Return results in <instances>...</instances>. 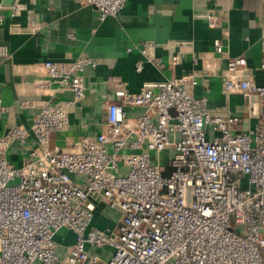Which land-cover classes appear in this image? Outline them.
I'll return each mask as SVG.
<instances>
[{
	"label": "built area",
	"instance_id": "built-area-1",
	"mask_svg": "<svg viewBox=\"0 0 264 264\" xmlns=\"http://www.w3.org/2000/svg\"><path fill=\"white\" fill-rule=\"evenodd\" d=\"M89 1L105 19L127 0ZM35 2L15 0L11 17ZM6 6L0 0L1 21ZM206 19L221 23L216 14ZM156 46L143 41L141 50L161 65ZM214 47L224 51L220 38ZM0 55L11 56L4 45ZM98 63L88 55L45 60L40 87L72 95L22 100L33 112L30 127L0 132V264H264V84L251 78L247 58H230L223 80L258 116L248 129L240 130L238 114L213 112L189 74L148 82L136 93L117 82L122 101L108 104L105 127L54 145L53 134L68 130L71 107L86 94L84 70ZM29 135V160L18 166L10 146ZM103 208L113 226L95 223ZM63 229L72 242L57 238Z\"/></svg>",
	"mask_w": 264,
	"mask_h": 264
},
{
	"label": "crops",
	"instance_id": "crops-1",
	"mask_svg": "<svg viewBox=\"0 0 264 264\" xmlns=\"http://www.w3.org/2000/svg\"><path fill=\"white\" fill-rule=\"evenodd\" d=\"M14 1L3 0L7 6L2 10L5 19L0 20V45L11 54L10 58L0 55L1 133L14 126L30 127L33 112L22 106V100L69 98L70 90L40 87L48 77L44 62L69 63L81 55L99 63L84 70L86 94L71 107L70 127L52 136L59 147L82 135L94 136L105 127L108 104L122 101L114 94L117 82L136 93L148 82L193 74L194 93L206 95L213 112L238 114L240 130L258 121L242 92L225 90L223 74L230 58L245 56L251 78L264 84V0H127L119 14L105 19L99 18L98 6L89 0H36L12 18L8 5ZM208 13L218 15L221 23L209 25ZM217 38L223 42V52L215 50ZM143 41L156 43L161 65L145 58ZM173 54L180 56L176 63ZM129 114L135 118L138 109ZM33 145L32 135L13 140L9 157L21 166L29 160ZM95 223L104 228L113 226L114 220L103 208L96 212Z\"/></svg>",
	"mask_w": 264,
	"mask_h": 264
},
{
	"label": "rangeland",
	"instance_id": "rangeland-1",
	"mask_svg": "<svg viewBox=\"0 0 264 264\" xmlns=\"http://www.w3.org/2000/svg\"><path fill=\"white\" fill-rule=\"evenodd\" d=\"M15 181H17V180H15ZM15 181H12V182H15ZM65 233H66V230H65V229L59 231V232H58V235H57V238H58V239H62V240H64V241L66 240V242H72V241H73L72 236H69V237H71V238L63 239Z\"/></svg>",
	"mask_w": 264,
	"mask_h": 264
}]
</instances>
